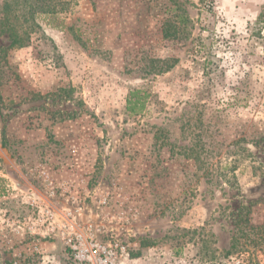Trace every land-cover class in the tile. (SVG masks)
<instances>
[{"label":"rangeland","instance_id":"1","mask_svg":"<svg viewBox=\"0 0 264 264\" xmlns=\"http://www.w3.org/2000/svg\"><path fill=\"white\" fill-rule=\"evenodd\" d=\"M61 1L0 55V264H76L88 229L117 264H215L205 233L264 264V0Z\"/></svg>","mask_w":264,"mask_h":264},{"label":"trees","instance_id":"2","mask_svg":"<svg viewBox=\"0 0 264 264\" xmlns=\"http://www.w3.org/2000/svg\"><path fill=\"white\" fill-rule=\"evenodd\" d=\"M62 4L61 0H6L3 2L0 14V36L7 34L10 39L8 47L0 48L1 53H6L10 48L26 46L31 38V32L34 28H38L36 23V15L40 13H57L59 12V6ZM259 20L264 21V9L259 15ZM166 68H169L167 66ZM139 89H133L129 92L127 103L128 110L132 113H136L139 109L144 107V101ZM246 221V218H240V220ZM264 227V225H251L247 227V232L243 233V236L249 239V232L256 231ZM206 235V233H205ZM202 237L203 246L206 249L204 252V258L207 260L215 261V264H220L215 248L208 246V239L206 236ZM260 241H264V235H260L258 238ZM251 243L255 242V239L250 240ZM244 245H240L238 240H233L230 249L225 252L226 256L232 253L245 250ZM264 250V246H263Z\"/></svg>","mask_w":264,"mask_h":264},{"label":"built area","instance_id":"3","mask_svg":"<svg viewBox=\"0 0 264 264\" xmlns=\"http://www.w3.org/2000/svg\"><path fill=\"white\" fill-rule=\"evenodd\" d=\"M53 218V216H48ZM65 228L75 229L72 221H67ZM71 259L76 264H117L127 253V248L119 241H104L90 230L73 231L66 237Z\"/></svg>","mask_w":264,"mask_h":264}]
</instances>
